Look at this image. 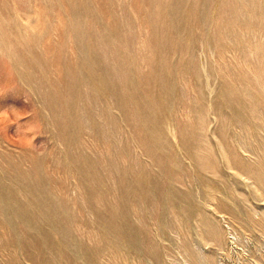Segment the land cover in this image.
Here are the masks:
<instances>
[{"label":"rangeland","instance_id":"1","mask_svg":"<svg viewBox=\"0 0 264 264\" xmlns=\"http://www.w3.org/2000/svg\"><path fill=\"white\" fill-rule=\"evenodd\" d=\"M0 264H264V0H0Z\"/></svg>","mask_w":264,"mask_h":264}]
</instances>
